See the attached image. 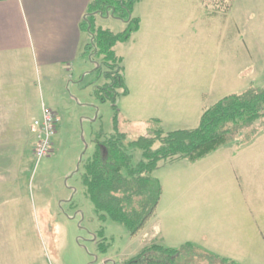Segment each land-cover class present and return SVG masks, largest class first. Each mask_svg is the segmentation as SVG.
I'll list each match as a JSON object with an SVG mask.
<instances>
[{"label":"rangeland","instance_id":"obj_1","mask_svg":"<svg viewBox=\"0 0 264 264\" xmlns=\"http://www.w3.org/2000/svg\"><path fill=\"white\" fill-rule=\"evenodd\" d=\"M220 3L221 8L214 0H140L132 12L142 20L137 42L133 46L132 36L115 50L118 56H123L124 82L130 94L120 96L117 88V96L112 93L114 103L110 98L102 101L96 94V89L107 82L103 59L91 58L93 52L83 49L71 77L75 84L61 94L72 95L74 99L57 120L50 152L38 161L33 157L26 180L28 201L23 202L22 216L21 211L17 214L16 208L13 217H2L5 212H0V264H126L140 253L145 229L131 235L121 223L100 219L85 194L82 164L93 151L94 138L114 131L116 111L117 129L125 132L128 139L144 134L147 124H151L147 120L155 118H160V126L165 131L194 128L202 111L224 95L242 91L251 80L264 85V71L257 73L264 69V64H258L264 62V0H223ZM98 10L104 14L90 16L95 25L114 32L124 29L123 20ZM89 42L88 37L86 45ZM253 61V72H257L247 75ZM146 69L163 72L156 76L153 90L146 86L150 84L140 89L142 80L146 83L151 80L144 79L150 76ZM141 71L143 74L139 73ZM41 103L40 100L39 106ZM45 105L49 107L47 101ZM36 117L41 119L42 114ZM32 119L29 117L27 121ZM246 145L253 149L244 156L252 157L255 170L260 171L258 175H263L262 183L257 186L262 193L255 191L254 186L255 193L245 195L247 199L255 197L254 206L258 209L264 207V128ZM225 147L235 145L230 143ZM224 151L221 150L218 162L226 161ZM139 153H135L136 160L140 158ZM176 160L177 165L169 169V180L164 175L166 188L162 207L167 205L172 193L193 201L199 196H210L217 209L228 198L234 205V213H241V204L247 205L229 176L199 183L193 179L194 170L192 179L186 180L188 161ZM168 164L160 161L153 176L157 178ZM235 220L244 219L236 214ZM145 240L147 247L155 244ZM100 242L105 250L99 248ZM195 252L207 253L199 247ZM256 262L244 264H264V260ZM175 264L205 263L200 257L186 255Z\"/></svg>","mask_w":264,"mask_h":264},{"label":"crops","instance_id":"obj_2","mask_svg":"<svg viewBox=\"0 0 264 264\" xmlns=\"http://www.w3.org/2000/svg\"><path fill=\"white\" fill-rule=\"evenodd\" d=\"M93 1L0 0V212H5L2 217L15 216V208L17 214L21 211L22 216L23 202L28 201L25 193L34 157L33 119L42 114L46 101L57 119L65 112L64 107L73 102L72 95L61 94L65 88L75 84L71 82V77L89 37L82 22L89 16V5ZM139 3L140 0L135 5ZM135 17L140 19V26L132 34L133 46L142 26L141 17L137 14ZM125 42L117 43L114 51L117 45ZM253 63L248 67L247 75L257 72H253ZM258 64L263 65L264 62L259 61ZM146 70L150 76L144 79L151 80L148 83L142 80L140 89L150 84L146 86L153 90L156 76L163 72H158L159 69ZM262 71L264 69L257 73ZM139 73L143 74V71ZM251 83L254 81L251 80ZM129 94L130 89L126 96ZM40 100L42 107L39 106ZM29 117L35 118L27 121ZM252 149L250 145L220 147L200 161L188 162L185 179H192L194 170L196 176L194 174L193 179L196 178L199 183L229 176L244 201L245 195H252L254 186L255 191L259 190L257 186L263 180V175H258L260 171H256L251 162L252 157L248 159V156H244L250 154ZM221 150H225V162L217 161ZM176 161L167 160L169 167H164L162 174L157 175L162 185V195L154 214L141 229L145 231L139 252L144 246L147 247V239L166 247L191 242L208 253L233 259L238 264L264 260V207L257 209L254 206V196L245 198L248 203L240 205L241 213L233 212L234 205L228 198L217 209L210 196H199L197 201H193L174 193L168 198L167 205L162 207L166 188L164 175L169 180V169L177 165ZM183 190L188 192L189 188ZM259 191V194L262 193ZM236 214L244 220L236 221ZM255 242L259 245L255 246Z\"/></svg>","mask_w":264,"mask_h":264},{"label":"trees","instance_id":"obj_3","mask_svg":"<svg viewBox=\"0 0 264 264\" xmlns=\"http://www.w3.org/2000/svg\"><path fill=\"white\" fill-rule=\"evenodd\" d=\"M138 1L94 0L89 5V16L82 22L90 38L85 48L93 52L91 58L101 57L107 67L103 71L107 82L96 89L102 101L110 98L114 103L117 88L120 96L128 94L123 59L115 53L114 46L127 41L139 29L140 19L132 15ZM214 1L221 8L223 0ZM98 8L123 20L124 29L114 32L95 25L90 16L104 14ZM117 11L121 13L117 14ZM117 116L116 111L114 131L110 135L94 138L93 151L82 164L81 180L100 219L109 218L121 223L135 235L154 214L162 195L161 182L153 176L159 162L185 158L189 163H195L227 144L239 147L250 143L264 128V85L251 83L240 92L224 95L202 111L194 128L165 131L158 119H150L148 123L151 124H147L144 134L128 139L125 132L117 129ZM136 151H140L137 160ZM98 246L105 250L103 243ZM196 248L191 242L178 247L152 244L126 264H175L186 255L200 257L205 264H238L233 259L208 252L197 254Z\"/></svg>","mask_w":264,"mask_h":264},{"label":"built area","instance_id":"obj_4","mask_svg":"<svg viewBox=\"0 0 264 264\" xmlns=\"http://www.w3.org/2000/svg\"><path fill=\"white\" fill-rule=\"evenodd\" d=\"M57 117L54 112L43 106L41 119L33 121L31 131L35 136L33 154L38 159L46 157L52 147L51 140L56 132Z\"/></svg>","mask_w":264,"mask_h":264}]
</instances>
